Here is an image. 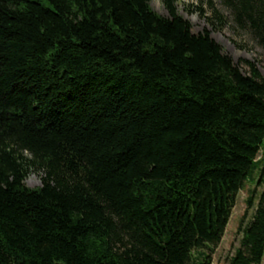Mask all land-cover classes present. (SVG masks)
I'll use <instances>...</instances> for the list:
<instances>
[{"label":"trees","instance_id":"1","mask_svg":"<svg viewBox=\"0 0 264 264\" xmlns=\"http://www.w3.org/2000/svg\"><path fill=\"white\" fill-rule=\"evenodd\" d=\"M174 2L0 0V264H211L257 170L228 264H263L264 75Z\"/></svg>","mask_w":264,"mask_h":264},{"label":"rangeland","instance_id":"2","mask_svg":"<svg viewBox=\"0 0 264 264\" xmlns=\"http://www.w3.org/2000/svg\"><path fill=\"white\" fill-rule=\"evenodd\" d=\"M174 5L177 14L190 23L193 33L209 32L221 46L222 51L230 56L242 71L246 70L242 61L247 60L253 62L264 75V50L247 33L236 28L220 0H175ZM149 7L160 16H168L164 0H149ZM213 10L222 15L223 22L219 23L220 21L213 16ZM261 152L264 153V142ZM41 177V173L30 172L24 183L29 188H37L41 185ZM257 178L258 170L238 193L225 233L212 254L211 264H228L229 257L238 247L237 226L244 213L247 196L256 187Z\"/></svg>","mask_w":264,"mask_h":264},{"label":"bare ground","instance_id":"3","mask_svg":"<svg viewBox=\"0 0 264 264\" xmlns=\"http://www.w3.org/2000/svg\"><path fill=\"white\" fill-rule=\"evenodd\" d=\"M263 264H264V262H263Z\"/></svg>","mask_w":264,"mask_h":264}]
</instances>
